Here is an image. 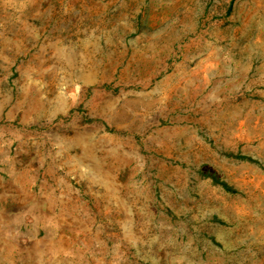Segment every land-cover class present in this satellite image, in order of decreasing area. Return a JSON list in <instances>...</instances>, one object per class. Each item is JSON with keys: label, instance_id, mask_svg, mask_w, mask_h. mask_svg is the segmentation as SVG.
<instances>
[{"label": "rangeland", "instance_id": "1", "mask_svg": "<svg viewBox=\"0 0 264 264\" xmlns=\"http://www.w3.org/2000/svg\"><path fill=\"white\" fill-rule=\"evenodd\" d=\"M0 264H264V0H0Z\"/></svg>", "mask_w": 264, "mask_h": 264}, {"label": "trees", "instance_id": "2", "mask_svg": "<svg viewBox=\"0 0 264 264\" xmlns=\"http://www.w3.org/2000/svg\"><path fill=\"white\" fill-rule=\"evenodd\" d=\"M221 185H222L227 191L233 192V189H232L231 187H229L227 184H225V183H221Z\"/></svg>", "mask_w": 264, "mask_h": 264}]
</instances>
